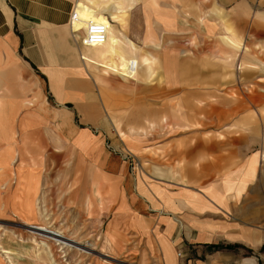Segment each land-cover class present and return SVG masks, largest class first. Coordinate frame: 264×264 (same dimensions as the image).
I'll return each mask as SVG.
<instances>
[{"label": "rangeland", "instance_id": "374dc122", "mask_svg": "<svg viewBox=\"0 0 264 264\" xmlns=\"http://www.w3.org/2000/svg\"><path fill=\"white\" fill-rule=\"evenodd\" d=\"M241 12L245 16L242 34H235L233 24L227 25L226 34L239 36L246 50H231L221 36H168L161 42L164 46L157 42L141 48V55L152 57L148 78L143 67L134 80L87 67L88 76L97 81L88 79L91 94L81 102L87 109L90 104L96 106L105 129L120 140L114 146L106 138L103 155H118L128 161L130 171L178 180L186 173L218 178L228 172L226 169L243 165L249 155L261 153L253 183L257 191H246L244 204L248 211H257V217L245 223L264 230V143L249 141L254 136L252 127L241 126L248 123L247 114L254 112L264 128V102L261 110L249 100L264 95V0H252ZM163 47L165 50L159 51ZM71 51V58L85 62L77 46L71 44ZM248 51L257 65H241L239 69L238 56L245 57ZM229 53L232 57L227 59ZM22 66L36 103L58 110L57 119L68 117L76 129L88 128L95 134L101 130L80 120L76 102L57 103L43 81L38 85L35 69ZM15 112V106L0 100V264L176 263L173 242L160 240L159 255L148 252L138 237L128 235L117 241L111 212H102L99 207L95 210V206L88 209L90 164L77 172L79 164L74 159L49 161L42 169L40 183L36 167L41 149L28 131L16 130ZM241 117H246L243 123ZM131 126L141 134L140 153L130 151L119 135ZM51 149L55 150L50 147L46 154ZM76 175L77 183L72 186ZM32 224L62 232L86 251L44 240L30 231ZM146 245L154 249L153 238ZM223 248L254 254L242 244L214 246L217 251ZM192 251L187 247L189 256ZM257 251L259 264H264V245ZM178 260L179 264H192L184 258Z\"/></svg>", "mask_w": 264, "mask_h": 264}, {"label": "crops", "instance_id": "0c3cea01", "mask_svg": "<svg viewBox=\"0 0 264 264\" xmlns=\"http://www.w3.org/2000/svg\"><path fill=\"white\" fill-rule=\"evenodd\" d=\"M251 2L0 0V100L15 106L16 130L20 127L28 131L41 149L36 167L40 183L42 169L49 161L58 163L74 159L79 164L77 172L90 164L88 185L92 190L86 205L88 209L95 206V210L99 207L102 212H111L110 223L117 233V241L128 235L138 237L148 252L160 255L159 241L168 240L173 242L175 264H179V258L192 264H259L257 255H261L257 250L264 245V230L245 223L257 217V211L245 208V192L257 191L253 183L261 153L249 155L243 165L226 169L228 172L218 178L208 175L198 178L193 173H186L178 180L130 171L128 161L121 160L118 155H103L106 138H110L114 146L120 140L105 129L96 106L90 104L87 109L88 106L81 102L91 94L88 79L97 81L88 76L87 67L132 80L143 67L148 78L152 57L141 55V48L155 46L157 42L164 46L161 42L168 36H221V41L231 50H246L237 35L242 34L241 23L245 22L241 11ZM74 5L79 19L71 27L69 17ZM232 12L236 15L232 16ZM89 20L107 25V40L100 45L79 46L78 38ZM231 24L236 36L226 34L227 25ZM71 44L78 47L85 62L71 58ZM162 50L165 47L159 49ZM250 55L248 51L245 57L238 56L239 69L241 65L256 67ZM230 57L231 53L226 58ZM22 65L35 69L38 85L43 81L57 103L76 102L80 120L101 130L95 134L88 128L76 129L68 117L63 116L65 113L63 118L57 119L58 110L36 103L29 86L32 83L24 77ZM249 100L260 105L262 110L264 95ZM247 117L248 123L241 126L252 127L254 136L248 138L249 141L259 139L264 143V128L258 123L257 116L250 112ZM244 118H240L241 123ZM139 133L133 126L119 133L129 150L135 153H140L143 148ZM50 147L55 150L46 154ZM77 177L72 186L77 183ZM151 238L154 249L146 245ZM239 244L253 250L254 254L246 255L242 250L235 252L230 248L214 250L215 245ZM187 247L194 249L191 256L186 253Z\"/></svg>", "mask_w": 264, "mask_h": 264}, {"label": "built area", "instance_id": "2783aa9c", "mask_svg": "<svg viewBox=\"0 0 264 264\" xmlns=\"http://www.w3.org/2000/svg\"><path fill=\"white\" fill-rule=\"evenodd\" d=\"M79 19L75 5L71 10L69 17V24L72 27L73 23ZM72 29V28H71ZM108 27L104 22L89 20L86 23L83 34L78 38L79 46H93L103 44L107 40Z\"/></svg>", "mask_w": 264, "mask_h": 264}, {"label": "bare ground", "instance_id": "6f19581e", "mask_svg": "<svg viewBox=\"0 0 264 264\" xmlns=\"http://www.w3.org/2000/svg\"><path fill=\"white\" fill-rule=\"evenodd\" d=\"M30 231L36 235H39V237H43L42 239L44 240H52L54 242H56L57 244L67 246V247H76L79 250L82 251H86V248L84 247H78L76 246V244H78L77 242H75L73 239L67 238L65 237L62 232L57 231V230H53L50 229L48 227H44L42 225H38V224H32L28 226ZM40 237V238H41ZM43 244H45L44 241H42Z\"/></svg>", "mask_w": 264, "mask_h": 264}]
</instances>
